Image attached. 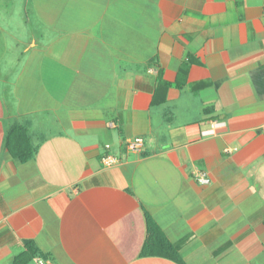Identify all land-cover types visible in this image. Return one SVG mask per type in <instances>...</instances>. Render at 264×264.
<instances>
[{
    "label": "crops",
    "instance_id": "crops-1",
    "mask_svg": "<svg viewBox=\"0 0 264 264\" xmlns=\"http://www.w3.org/2000/svg\"><path fill=\"white\" fill-rule=\"evenodd\" d=\"M263 126L264 0H0V264H264Z\"/></svg>",
    "mask_w": 264,
    "mask_h": 264
},
{
    "label": "built area",
    "instance_id": "built-area-1",
    "mask_svg": "<svg viewBox=\"0 0 264 264\" xmlns=\"http://www.w3.org/2000/svg\"><path fill=\"white\" fill-rule=\"evenodd\" d=\"M261 132L264 136V126L261 128ZM142 146H143V140L141 138L130 139L126 142V148L132 152L141 151ZM108 148L109 147L106 146V149H108ZM116 162H117V159L114 158L113 156L107 154V153L102 156V164L105 167L112 166ZM195 178H196L197 182L200 184H208L209 183V180L206 178V175L203 172L196 173ZM34 264H52V263L47 259H44L41 257H35L34 258Z\"/></svg>",
    "mask_w": 264,
    "mask_h": 264
},
{
    "label": "trees",
    "instance_id": "trees-1",
    "mask_svg": "<svg viewBox=\"0 0 264 264\" xmlns=\"http://www.w3.org/2000/svg\"><path fill=\"white\" fill-rule=\"evenodd\" d=\"M24 255H25V253H23V255H20L19 257H18V259H17V262L19 263V261H20V259L22 258V257H24ZM31 254H29V255H27V258H26V260L29 258V256H30ZM41 256V257H43L41 254H38V256ZM45 258V257H44Z\"/></svg>",
    "mask_w": 264,
    "mask_h": 264
}]
</instances>
